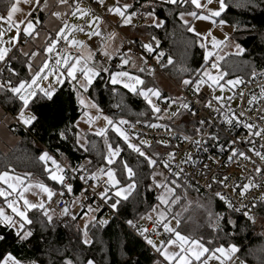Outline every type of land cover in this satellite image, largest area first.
I'll list each match as a JSON object with an SVG mask.
<instances>
[{
	"label": "trees",
	"instance_id": "obj_1",
	"mask_svg": "<svg viewBox=\"0 0 264 264\" xmlns=\"http://www.w3.org/2000/svg\"><path fill=\"white\" fill-rule=\"evenodd\" d=\"M13 2L14 0H0V12L6 13ZM226 3L228 7L220 19L226 20L232 27L231 38L245 50L241 54L230 53L224 57L223 67L227 78L242 80L252 75L253 71L264 73V0H226ZM135 5L144 8L147 14L152 13L164 21L159 28L155 25L142 26L144 34L148 37L146 44L152 45L153 51L149 54L164 52L166 72L178 83L182 84L183 78L192 82L198 79L200 73L196 70L210 64V60L208 62L204 60L205 49L200 47L202 38L197 39L193 32L188 31L190 22L185 25L179 13L195 11L199 14L200 10L190 3L181 6L179 0L177 4H170L165 0H137ZM136 40L144 44L143 40L139 38ZM12 56L14 59L11 60V64L17 75L1 73L0 83L2 78L11 80L13 84L18 83L19 79H30L27 58L18 51L13 52ZM168 57L172 58L171 64L168 63ZM144 68L148 71L142 72L145 85L151 86L150 81L158 71L148 67L146 62ZM171 87L170 84L161 87L163 97L172 96ZM85 93L115 121L120 119L131 122L152 121L161 113L153 114L141 96L130 92L122 85H112L108 75L103 72ZM0 103L18 118L21 107L18 98L10 92L0 90ZM29 111L36 115L37 120L26 128L16 125L21 139L8 154L0 150V172L8 171L22 175L29 181L46 183L57 191L62 190L61 186L48 178L44 171L45 165L39 160L43 151H52L74 168L85 165V172L88 175L97 172L106 163L103 157L107 153V148L103 136L87 132L88 142L85 146L87 152L74 143L76 121L83 109L77 102L72 82L65 80L56 87L51 101H40ZM166 119L168 120L167 117ZM66 125L70 126V130L66 134L67 138L61 139L58 132ZM107 139L114 146L119 144L122 149L117 158L118 163L114 164L121 184L131 181L128 180L127 173L122 171L119 162H127L135 172L136 187L128 199L122 200L118 205V216L102 219L107 223L101 224V220L92 215L94 218L84 224L81 222L85 216L83 211L72 214L70 202L69 212L49 214L53 218L49 223L39 211L33 210L29 214L33 223L26 228L32 235L26 240H19L14 229L0 225V235L4 236V239L0 240V260L10 253L20 261L38 264H64L66 259H71L73 264H87L89 259L95 264H158L147 242L135 235L127 223L128 220H147V215L153 217L152 206L159 204L158 189L152 183L153 168H149L144 159L128 148L123 139L111 128L107 130ZM143 147L149 154L158 153L157 144H151V148L147 145ZM29 173L31 176L27 175ZM173 177L175 176L170 173L167 180L169 184ZM176 181L181 185L176 194L181 195L182 199L176 205H172L168 220L171 221L175 213L180 212L181 233L201 239L207 247L235 244L240 247V254H246L248 264H264V237L257 233L255 222L248 220L244 214L234 213L222 200L200 195L186 183L178 179ZM71 193H81V187L73 184ZM209 212L212 213L211 216ZM229 218L233 223H228ZM85 231L87 239L91 241L89 244L83 243Z\"/></svg>",
	"mask_w": 264,
	"mask_h": 264
},
{
	"label": "snow or ice",
	"instance_id": "obj_2",
	"mask_svg": "<svg viewBox=\"0 0 264 264\" xmlns=\"http://www.w3.org/2000/svg\"><path fill=\"white\" fill-rule=\"evenodd\" d=\"M25 2H28V0H25ZM58 2L59 4L64 5L72 15H76L77 13L80 17H86L89 15L88 11L81 9L75 3L69 5L68 0H58ZM166 2L170 4H177L178 0H166ZM18 3L19 0H16V2L11 4L6 17L0 16V21L7 22L8 31H12L13 29H15V35L9 37V39L5 41V29L3 27H0V63H3L5 65L10 75L12 76H16L17 73L11 67L10 61L14 59V57L10 55V53L12 52L13 48L19 44L20 32L22 31L25 36H31L35 31V25L33 24L32 20L29 19L25 22L15 21L13 19L14 13L20 11V9L18 8ZM100 3H103V0H100ZM179 3L181 6H183V4L190 3L191 5H194L196 9H207L208 4H211L212 0H207L206 3H202L201 0H179ZM217 3L218 7L216 9H208V14H204L203 11H201L199 14L195 11H190L187 13L185 11H180V19L183 20L185 25H187L189 21L187 19H184L185 15L187 14L188 16L196 17L200 20H212L213 23H216L213 18H219L221 16V13L225 12V9L228 7L226 0H217ZM46 4L47 0H45V6ZM37 6H39V0H37ZM130 7L131 5L125 3L122 7H110L108 11L117 14L121 18V23L124 25H128L131 24L132 17L137 15L136 12L127 11ZM66 14L67 13H62L60 11L52 13V15L57 18H61ZM149 15H152V13H149ZM100 22L101 18L98 16H92L91 20L88 21L89 27H91L93 23L97 25V27L90 33V36L101 35L99 29ZM154 23L155 26L159 28L164 24V21H154ZM225 23L226 20H219V24L221 26ZM235 27L236 26H234V30ZM73 30L83 31L84 29L83 27L77 25H68L65 21L64 26L60 27L59 30L55 32L54 38H52L47 47L43 49V51L48 54H52L55 52V56L49 55L48 58L43 59L38 66V70H35L33 68V63L34 58H37L39 54L37 52H31L29 54L23 49H20L22 55L27 58V68L29 73L31 74L30 79H19L18 83L15 84H13L11 80L6 81L5 83H0V90L10 92L15 98H18V100L20 101L21 107L18 112V119L23 125H31L33 121L37 120L36 115L31 114L29 110L36 107L40 101H51L53 99L54 93L56 92V85L64 83L65 80L72 82V89L76 94L77 102L82 107V109L85 110L84 115L88 117L87 122L91 125L93 120L99 117V115L101 114V110L94 102L86 103L85 99L82 96V92H87L89 90V87L93 84V81L101 74V72L109 74L110 82L112 85H123L125 89H128L130 92L141 96L147 103V105L151 108L153 114L159 113L161 111V109L157 106V102L161 98H168L163 97L162 92L158 88L146 86L145 81L141 78L140 75H133L129 71L122 70L110 71L108 67L98 65L95 62L91 51H83L84 42L70 37L69 33H72ZM188 31L193 32L197 39L201 36H211V44L213 49H216L229 39L227 33L224 34L223 40H218L215 36L211 35V30H209L208 33L205 34L197 32L195 27H189ZM36 34L39 35V33ZM111 35L114 36L115 33ZM152 39L154 40L155 37H153ZM61 40H63L67 45L71 47L82 49V51L78 55H72L70 52H66L64 54H61V52H56V49L59 46ZM156 43L158 44L159 42L157 41ZM142 47L148 52L153 51L151 44H143ZM200 47L205 49L204 60L209 61V58L213 56V51H209L206 44L203 42H200ZM235 48L237 49V54H241L245 51L239 44H236ZM115 54L120 56V66L128 65L130 62H132L133 67H136L135 62L132 61V58L127 54L121 52L120 49H116ZM103 55L109 60L112 58V53H109L106 50L103 51ZM164 55V52H158L156 57L157 61L159 62L160 58ZM53 59L55 60V63L50 66V61ZM220 59H223V57L216 55V60ZM216 60L210 61L212 69H219V65ZM172 62V58L168 57V63L171 64ZM139 71L144 72L145 68L140 67ZM196 71L200 73L199 78L194 82V88L196 92L200 91L201 84L208 83L209 81L211 82L209 84V87L215 85L216 87L220 88L221 92H223L225 84L221 83L220 80L225 75L224 73H220L219 75H212L208 68L203 66L201 69H197ZM256 74L257 73L253 71L252 75L255 76ZM50 77L54 80V83H50L46 88L41 87L40 81L49 80ZM205 77H207V80H205ZM226 83L227 85L235 87L237 84L242 83V81L239 78H236L235 80H227ZM5 84H7V87H5ZM183 84L192 85L193 82L185 79L183 80ZM113 91H115V88H113ZM261 95L264 96V90L261 91ZM153 98H156L155 102ZM214 99L219 102L223 99V97L215 96ZM228 99H231V97H229ZM253 99H255V97H253ZM174 102L175 101H173V103ZM249 103H251V101H249ZM207 106L211 107V102H209ZM182 107L187 110L190 106L189 104L184 103L182 104ZM88 108L96 109L97 117L91 116L87 112ZM222 109L223 105H220V108L217 110L221 111L222 113ZM165 111H167V109H165ZM177 112H179V109H177ZM229 112H231V109H229ZM176 114L177 113H173V115ZM243 115L244 114L242 112L239 114V116H237L235 113H233L231 116L225 115V123L237 127L243 124V127L248 130L250 136L264 137V128L256 130V126L252 123H244L241 119ZM103 119L106 122L105 126L97 129L95 131V135L103 136L105 138L107 154L104 155L103 159L106 163L102 165L101 168L97 170V172H91L89 174V177L92 180H96L98 178V173L99 175L106 177V186L98 192V195L104 200L106 204L110 205L111 209L115 210L122 200L128 199V193H130L136 187V183L134 179L135 172L131 167L128 166L127 162L119 163L121 164L122 171L127 173V178L131 181V183H125L122 185L121 180L117 178V172L114 164L118 163L117 157L120 155L122 149L119 144L114 146L113 144L108 142V128H111L120 138H122L123 141L127 144L128 148L132 149L140 157H142L149 168H153L158 163H162L163 167L167 169L168 172L172 173L171 161L174 159V153H167V156L169 157L168 160L157 159V157H159V153L149 154L144 149L143 146L145 145H147L148 148H151V144L148 141L140 140L138 144L132 143L130 141L129 133L123 127H121L122 125H126L128 123L127 121L123 119L114 121L108 116H103ZM261 119H264V116H262ZM199 123L201 125H204L206 121L200 120ZM78 126L79 122L77 121L76 127ZM150 126L157 127V125L155 124H152ZM69 130L70 126L66 125L64 129L59 130L58 136L61 139H66V134ZM195 131L199 133L202 131V129L197 128L195 129ZM75 135L76 138L74 143L78 144L81 148L84 149L85 152H87L88 149L85 147L86 141L82 143L79 133H76ZM211 138L217 141L219 140V136L215 133L211 134ZM185 139H188V137H185ZM238 142L252 143L250 138H246L243 141H228L229 144H236ZM159 143L166 142L160 141ZM195 143L199 145L200 142L195 141ZM230 151L232 153V155L229 156L230 160L234 157H242L245 160L250 159V157L246 155L244 151H239L235 147L230 148ZM248 151L259 157L261 161H264V152L257 151L254 146L252 148H249ZM39 160L44 163V171L47 174L48 178L51 181L58 183L61 186L62 191L56 192L52 187H49L46 183L43 182H37L35 185L28 184L25 183L24 179L19 175L11 177L9 176L8 172H0V181H2L3 184L7 185L6 188L0 187V197L4 198V203L12 213V215H8L6 214L4 208H0V225H4L9 229H14L16 237L21 241L26 240L32 235V232L30 230H26V228L33 223V219L30 218L29 215L31 212H33V210L39 211L44 217L47 218L49 223L53 219L52 216L49 215V210L45 206L44 200L41 199L38 203H34L27 198V196L25 195L26 192H29L33 187H36L40 190V193L46 195L48 200H51L56 195H64V190H66L67 192H71L73 190V185L68 182L67 174L69 172V169L61 167L57 160L54 159L53 156L49 155L47 151H43L40 154ZM49 161L51 162V166H49ZM88 163L90 164L91 162L89 161ZM183 163H195V161H193L191 155H189L187 160L183 161ZM205 167H207V165H205ZM70 171L77 172V169L71 168ZM84 171L85 165H81L79 173H83ZM255 171L257 173L264 174V169H261L260 167H256ZM172 174L176 177H179L183 174V169H180ZM27 175L31 176V173ZM155 175L156 173L153 172L154 177ZM80 179L85 180L87 183L85 175L80 174ZM227 179L228 178L225 177L223 180H216L215 177H212V180L214 182L221 184L224 187H228L226 183ZM154 185L158 189H163V192L160 193L157 199L159 201V204L164 205L165 207L157 210L156 205L152 206L151 210L157 212L156 218L154 221L151 215H147L146 218L149 221H153V232L159 235L160 233L158 229L162 227L164 233H167L170 238L160 240L158 246L157 242H155L147 235L149 231L148 228L139 229L132 220H128L127 223L130 226L137 228L140 234L144 236L147 244L151 245V247L159 254V256L163 258V264H209V261L213 259L220 261V264H225V261L230 258L231 254L238 251L235 244H228L227 248H225L224 245H220L215 248H212L210 246L206 247L201 239L182 234L181 231H179V225L181 224V220L179 219L181 215L180 212L175 213V215L172 217L176 225V227H173L172 222L168 220V215L172 210V205H176L182 199L181 195L176 194L177 189L180 188L181 185H179L175 179L171 180L170 184L154 181ZM257 186L259 185L253 183V178L249 177L248 183H243L242 185L234 187L232 190L236 191L238 188L240 196L243 197L250 188ZM151 187L152 186L150 185L149 188ZM207 187L211 188L212 184H208ZM84 191H87V189H85ZM214 195L220 200L224 201L229 209L233 208V204L226 198V196L222 192L217 191ZM184 198L186 199V192L184 194ZM85 199H87V197H85ZM88 207L89 211H91V206L89 205ZM243 207L244 206L242 205L241 208ZM241 208H236L235 211H240ZM66 211L67 208H65V212ZM209 215L211 216L212 213L209 212ZM244 215L248 218V220L252 221L253 223L255 222V217L249 215L247 211L244 212ZM141 218L143 219L144 217ZM100 223L104 224L107 223V221L101 220ZM228 223L231 224L233 223V221L229 218ZM84 235L85 239L83 240V243H91V241L87 239V231H85ZM3 239L4 236L0 235V240ZM210 243L211 242H209V244ZM9 261H11V264H21V261L17 260L10 253L6 254L3 260H0V264H9ZM33 264H35V262H33ZM64 264H73V261L71 259H66L64 261ZM87 264H94V262L93 260L89 259L87 261ZM241 264H243V262H241Z\"/></svg>",
	"mask_w": 264,
	"mask_h": 264
},
{
	"label": "built area",
	"instance_id": "obj_3",
	"mask_svg": "<svg viewBox=\"0 0 264 264\" xmlns=\"http://www.w3.org/2000/svg\"><path fill=\"white\" fill-rule=\"evenodd\" d=\"M77 1L80 5L86 4L90 7L89 16L85 18L80 26L83 27V31L87 30L88 21L92 16H98L101 20H108L106 12L99 9L97 0ZM131 12L137 13V15L133 16L137 22L145 20L146 18L147 13L144 9L134 8ZM116 28L121 32L119 26H116ZM124 39L123 50H130L136 55H144L147 52L142 47L143 44L134 37L124 34ZM56 52H61L60 46L57 47ZM50 55L55 56V52ZM95 57L101 60L106 58L102 53H96ZM212 60L214 58L210 59V61ZM52 61L55 62L54 59ZM150 61L152 66L158 70V73L162 75L167 73L165 69L167 63L164 56L160 58L159 62L157 58ZM0 73L10 75L3 63H0ZM6 81L4 79L3 83ZM241 81L242 83L237 84L235 87L225 85L224 91L226 93H221L219 87L207 88L201 85L200 91L196 92L194 85H189L175 96L160 101L161 114H158L155 120H152L150 123L127 121L128 123L122 125V127L129 133L131 138L138 142L139 140H145L150 144L157 143L158 159L168 160L167 153H174V159L171 161L172 173L183 169V174L177 178L184 183L187 182L186 184L196 193L220 200L214 194L217 191L222 192L233 204L232 211L234 213L244 214L247 211L249 215L255 217V220H258L262 218V210H264V174L257 173L255 168L260 167L264 169V161H261L259 157L249 152L248 149L254 146L257 151L264 152V137L250 136L248 130L243 127V124L237 127L225 123L224 116H231L233 113L239 116L242 112L244 115L241 119L244 123H252L256 126V130L264 128V119H261L264 116V96L261 95V91L264 90V78H246ZM5 86L7 87V84ZM176 96L179 99H176ZM215 96H222L223 99L218 102L214 99ZM229 97L231 99H228ZM173 101L175 102L173 103ZM209 102H211V107L207 106ZM184 103L189 104V109L186 110L182 107ZM220 105H223V114L217 110L220 108ZM177 109H179V112H177ZM229 109H231V112H229ZM173 113L177 114L173 115ZM160 115L167 117L168 120L163 121L162 119L159 122L158 117ZM200 120H204L206 123L201 125L199 123ZM17 124L26 128L19 120L16 122ZM152 124L157 125V127H151L150 125ZM16 125L15 130L18 132L19 128ZM197 128H201L202 131L197 133L195 131ZM212 133L219 136L218 141L211 138ZM185 137H188V139H185ZM246 138H250L252 143H228V141H243ZM160 141L166 143H159ZM195 141H199V145ZM232 147L237 148L239 151H244L250 159L245 160L242 157H234L230 160L229 156L232 155L230 148ZM47 152L57 160L61 167L69 169L67 174L69 183L72 185L75 183L78 184L79 187H82L83 191L87 189V191L82 193V197L78 203L84 215H93L99 220L106 219L110 216H118L117 209H111L110 205L106 204L98 195V192L106 186V177L92 180L85 171L79 173L80 167L76 168L77 172H71L70 169L74 167L70 166L52 151L47 150ZM189 155H191L195 163H183ZM159 164L163 166L162 163ZM49 166H51L50 161ZM80 174L85 175L87 183L85 180L80 179ZM212 177H215L216 180H223L227 177L226 183L228 187L214 182ZM249 177H252L253 183L259 186L250 188L241 197L238 188L236 191L232 189L243 183H248ZM92 183H95V191ZM208 184H212V187H207ZM60 191L58 190L56 192ZM73 198L74 193L71 192L65 193L62 196H54L46 205L49 214L53 212L61 213ZM89 205L91 206V211H89ZM242 205L244 206L243 208H241ZM236 208H241V210L235 211ZM133 222L139 229L148 228L147 235L149 237H156L157 234L152 231L153 221ZM128 227L135 235L145 240L137 228L129 224ZM163 236L164 239L170 238L167 233H164ZM147 245L156 256L158 264H163V258L159 256L151 245Z\"/></svg>",
	"mask_w": 264,
	"mask_h": 264
},
{
	"label": "crops",
	"instance_id": "obj_4",
	"mask_svg": "<svg viewBox=\"0 0 264 264\" xmlns=\"http://www.w3.org/2000/svg\"><path fill=\"white\" fill-rule=\"evenodd\" d=\"M136 1L137 0H117V4L120 3L123 6V4L127 3V4L131 5V7L127 10L128 12H131L132 9L137 8L135 5ZM68 3H69V5H72L73 3H75L79 7L82 6L78 3L77 0H68ZM100 4L101 3L99 0V8H100ZM18 8L20 9V11L14 13L13 19L15 21H25V22L29 19L32 20L33 24L35 25V31L33 32V34L31 36H25L23 34V32L21 31L20 35H19V44L13 48L12 52L18 51L21 55H22V53L20 52V49H23L24 51L28 52L29 54L31 52H37L39 55L37 58H34L33 68L35 70H38V66L41 63V61L45 58H48V56L50 55L48 53H45L43 51V49L45 47H47L50 40L52 38H54L55 32L58 31L60 27L64 26L65 21L67 22L68 25L71 24V19L75 15H72L71 12L67 8H65L64 5L59 4L58 0H47L46 6H45V0H39V6H37V0H28V2H25L22 7H21V5H18ZM80 8L86 9L85 7H80ZM8 10L4 14L0 12V16L6 17ZM56 11H60L62 13H67V14L62 16L61 18H57V17L52 15V13L56 12ZM106 13H107V17L109 20H104L99 24V29H100L101 35H99V36H90L89 35L87 37V39L85 40V42L83 41L84 42L83 51H85V52L91 51L93 54L95 62L98 65L108 67L110 69V71L118 70V69H122V70L128 69L129 71L136 72L143 77L142 72L139 73L140 72L139 68L144 67L145 61L142 58H140L139 56H132L127 50H123L125 40H124L123 34L120 31H118L116 28L117 25L121 26V28L125 34H130L133 37L139 38L140 40L144 41V44H146L148 37L144 34L142 26L141 27H135L132 25V22H131V24L124 25L121 23V18L117 14L115 15L116 21H114V20H111L109 18L111 12L106 10ZM184 19H186V18L184 17ZM146 21L147 22L145 25H155L154 21L158 22V21H161V19L157 18L156 16H154L152 14V15L147 16ZM81 24H80V26H81ZM0 27H3L5 29V36H4L5 41L8 40L9 37L15 35V29H13L12 31L7 30L8 25H7L6 21H0ZM95 28L96 27H93L92 30ZM87 31H88V28H87V30H85L83 32L75 30V32L71 36L73 37L76 34L85 33ZM36 33H39V35H37ZM113 33H115L114 36L111 35ZM59 45L63 46L62 54L66 53V52H70L72 55H78L82 51V49H80V48H76V47L71 48V46L67 45L63 40L60 41ZM102 45H103V48H102ZM116 49H120L121 52L130 56L132 58V61L135 62L136 67L131 68L132 62L129 63L128 67L119 66V60L120 59H119V55L115 54ZM104 50L108 51L109 53H112V58L110 60L107 59V57L104 60H101V59L95 57L96 53H102L103 54ZM107 60H109V62H111V64L106 63ZM54 63L55 62L51 60L50 66ZM144 72H148V71L145 70ZM103 73H105V72H103ZM106 74H108V73H106ZM161 76L162 75H160L159 73H157V75L156 74L153 75V77L158 82V84L161 83L160 82V79L162 78ZM50 83H54V80L51 77L49 78V80L40 81L41 87H45V88L48 87V85ZM58 85H60V84H58ZM58 85H56V87ZM162 86H164V85H161V87ZM82 96L85 99L86 103L94 102V100L91 99L85 92H82ZM94 103H96V102H94ZM99 109H100V107H99ZM84 111L85 110L83 109L82 114L77 119V121L79 122V126L76 127L77 128L76 133H79V134H82V132L84 133V136L82 135L81 142L83 143L86 141V143H85V146H86L87 142H88L87 136H86L87 132L95 133V131L97 129L104 127L106 122L103 119V116H108V117H110V116L101 110V114L99 115V117H97V110L94 108H88L87 112L91 116L97 117L93 120V122L90 125L87 122L88 117L84 115ZM18 120L19 119L16 116H14L12 113L7 111L3 107V105L0 103V150L4 154H8L11 151V149L21 139V136L15 130V125H16V122ZM102 121H104V123L100 125V123ZM153 170H154V168H153ZM4 172H8V171H4ZM8 173H9V176H11V177H15L18 175V174L11 173V172H8ZM19 176H21L24 179L25 183L32 184V185H35L37 183V182H32V181L27 180V178H25L22 175H19ZM99 177L101 178L103 176H98L97 179H100ZM166 183H167V180H166ZM92 185L95 186V183H92ZM0 187L6 188L7 185L3 184V182L0 181ZM132 191L130 193H128V196L132 193ZM25 195L27 196V198L29 200H31L34 203H38L41 199H43L45 202V206H46V204L49 202L46 195L40 193V190L36 187H33L31 189V191L26 192ZM74 195H76V196H75L74 200L71 202V210H72V207H73L74 202L77 199V197L78 196L82 197V194H80V193H78V194L74 193ZM81 197H80V199H81ZM2 199H3V207H1V208H4L6 214L12 215L11 210L8 209L7 205L4 203L3 197H2ZM80 199L77 200V204L75 205V209L77 208L78 211H80L79 207H77L79 205L78 203H79ZM156 206H157V210H160L161 208L165 207L164 205H156ZM156 215H157V212L154 211L153 212V221L155 220ZM140 221H142V220H140ZM81 222L83 223V218L81 219ZM84 224H86V223H84ZM172 225H173V227H176L175 224L172 223ZM158 231L160 233L159 235H156V237H150V238L153 239L155 242H157V245L159 246V241L164 239V236H163L164 231H163L162 227H160L158 229ZM224 246H225V248H227L226 245H224ZM236 247H237L238 251L236 253L231 254L230 258L225 261V264H234L235 256L240 254V247L237 245H236ZM206 256H207V254H206ZM13 257H15V256H13ZM9 264H11V261H9ZM21 264H33V262L21 261ZM35 264H38V263H35ZM209 264H220V261L213 259V260L209 261Z\"/></svg>",
	"mask_w": 264,
	"mask_h": 264
},
{
	"label": "rangeland",
	"instance_id": "obj_5",
	"mask_svg": "<svg viewBox=\"0 0 264 264\" xmlns=\"http://www.w3.org/2000/svg\"><path fill=\"white\" fill-rule=\"evenodd\" d=\"M166 1V0H165ZM14 2H16V0H14ZM202 3H206L207 0H201ZM25 3V0H19V3L18 5H21V7L23 6V4ZM119 4V5H118ZM117 4V0H103V3L100 4V10H103L106 12V10H108L110 7H122V5L120 3ZM87 5L86 4H83L82 6L80 7H85L86 11H88L90 13V7H86ZM98 6H99V3H98ZM218 7V3H217V0H212V3L211 4H208V7L207 9H199L200 11H203L204 14H208V9H216ZM137 8H140V7H137ZM141 9H144V8H141ZM115 15L113 12H111L109 18L111 20H114L116 21L115 19ZM149 16V14L147 15ZM185 18L187 20L190 21V27H195L196 31L197 32H201V33H205L207 34L209 30H211V35L212 36H215L218 40H223L224 38V34L227 33L228 36H229V39L227 41H225L223 44H221L219 47H217L216 49H213L212 48V44H211V36H201L202 38V41L203 43L206 44L207 46V49L209 51H213V56L209 58V60L211 58H215L216 60V55H219L220 57H224L228 54H235L237 53V49L235 48V45L236 44H239L237 43L236 41H234L232 38H231V34H232V27L228 24V23H225L224 25H220L219 24V20H220V17L219 18H216L214 17L213 19L216 21V23H213L212 20H200V19H197L196 17H192V16H188L187 14L185 15ZM85 20V17H80L79 14L77 13L75 16H73V18L71 19V24L70 25H77V26H80L81 23H83V21ZM131 22H132V25L135 26V27H141L143 25L146 24V20H141L139 22H137L135 20L134 17H132L131 19ZM92 28L93 27H88V31L85 32V33H81V34H76L74 35L73 37L71 35H73V33L75 32V30H73L72 33H69L70 37L71 38H74L76 40H80V41H84L87 39V37L90 35V33L92 32ZM125 43V42H124ZM240 45V44H239ZM241 46V45H240ZM73 48V47H71ZM223 59H220V60H216V62L218 63L219 65V69H212L211 68V64H206L205 67L208 68V70L210 71V73L212 75H219L220 73H224L225 75L221 78L220 82L223 83L226 85V86H230V85H227L226 81L227 80H235L236 78H227V74H226V71L223 67ZM208 62V61H207ZM108 64H111V62H109V60H107ZM131 68H133V63L131 65ZM122 69H118V70H112V71H121ZM125 71H129L128 69H124ZM122 70V71H124ZM131 72V71H129ZM133 75H139L138 73L136 72H131ZM108 75V79L110 81V77H109V74ZM141 76V75H140ZM164 77V79H160V82L165 85V86H168V84H170V86H172V90H173V93L175 92V89H174V86L170 80V76L168 75V73L162 75ZM141 78L143 79V77L141 76ZM187 78H183L182 79V85L184 87H187L189 85H184L183 84V80H185ZM144 80V79H143ZM190 80V79H188ZM205 80H207V77H205ZM191 81V80H190ZM168 82V84H167ZM177 82V81H176ZM195 82V81H194ZM194 82L192 85H194ZM151 83V86L149 85L148 87H155V88H158L161 92H162V89H161V84H158L157 81L154 80V78L152 79V81H150ZM211 82L209 81L208 83H203L201 84V86H204V87H207V88H214L216 87L215 85H212L211 87H209V84ZM221 92V90H220ZM221 93H226V91L223 90V92ZM165 97V96H164ZM169 98V97H168ZM176 99H179L178 96L175 97ZM154 99V102L156 101V98H153ZM161 100H165L164 98H161L159 99V101L157 102V106L161 109V103L160 101ZM161 112V111H160ZM104 121H102L100 123L103 124ZM82 135L84 136V133L82 132V134H79V136L82 138ZM130 141L132 143H139L137 140L133 139L130 137ZM107 150V149H106ZM107 154V153H106ZM118 158V157H117ZM154 170L153 172L156 173L155 177L153 176V173H152V183L154 185V181L156 182H164L166 183V180H168L169 176H170V172H167V170L161 166V164H157L156 166L153 167ZM98 176H101L99 175L98 173ZM174 179L177 180V178L173 177ZM180 181V180H179ZM168 183V181H167ZM155 186V185H154ZM158 189V188H157ZM163 192V189L162 188H159L158 189V196L160 195V193ZM70 193V192H68ZM82 194V192L80 193ZM76 195H74V198H75ZM81 196H78L77 199L75 200L74 202V205L72 207V210H71V213L72 214H76L78 209L76 208L75 209V205L77 204V200L80 199ZM74 198L72 200H74ZM48 204V203H47ZM46 204V205H47ZM160 205V204H158ZM79 207V205H78ZM80 210V209H79ZM79 212V211H78ZM94 217L92 215H85L83 217V223H86L88 220L90 219H93ZM171 222L173 224H175V221L172 219ZM255 224L257 226V233L258 234H262L263 237H264V217L258 219V220H255ZM246 254L244 253H241L239 255H236L235 256V259H234V264H241V262H243V264H248L247 260H246Z\"/></svg>",
	"mask_w": 264,
	"mask_h": 264
},
{
	"label": "bare ground",
	"instance_id": "obj_6",
	"mask_svg": "<svg viewBox=\"0 0 264 264\" xmlns=\"http://www.w3.org/2000/svg\"><path fill=\"white\" fill-rule=\"evenodd\" d=\"M98 1V3H99V0H97ZM145 10V9H144ZM102 11V10H101ZM146 11V10H145ZM104 12V11H103ZM146 13H147V11H146ZM90 14V13H89ZM107 14V13H106ZM147 15L148 14H146V18H147ZM89 16V15H88ZM108 18V17H107ZM146 18H145V20H146ZM91 20V19H90ZM109 20V19H108ZM102 21H104V20H101V22ZM100 22V23H101ZM95 25V23L91 26V27H95L94 26ZM117 26H119V25H117ZM120 27V29H121V33L123 34V37H124V32H123V30H122V28H121V26H119ZM119 31V30H118ZM126 35H129V36H132V35H130V34H126ZM133 37V36H132ZM136 39V38H135ZM125 40V39H124ZM60 46V48H61V53L63 52V46H61V45H59ZM132 56H139V57H142V58H144V60H145V62H146V64L148 65V67H150V68H152V69H154V70H156V71H158L156 68H154L153 66H152V63H151V61L150 60H153L154 58H156L157 57V53L158 52H161V51H158L155 55H150L149 54V52L147 51L144 55L143 54H141V55H136V54H134L133 52H131V51H129V50H127ZM12 53L13 52H11V55H12ZM214 58V57H213ZM119 59H120V56H119ZM212 59V58H211ZM214 60H215V58H214ZM119 64H120V62H119ZM120 66V65H119ZM129 66V64L127 65V66H122V67H128ZM1 74V73H0ZM246 78H248V79H253V78H264V74H262L261 72H259V73H257L255 76H253V75H250V76H248V77H246ZM246 78H242V79H246ZM3 80H4V78H2L1 79V83H3ZM170 80H171V82H172V84H173V86H174V89H175V92L174 93H172V96H175L177 93H179V92H181V90H184L186 87H184L182 84H180V83H178V82H176L175 80H173L171 77H170ZM6 87V86H5ZM229 87H232V86H229ZM171 96V97H172ZM170 98V97H169ZM161 114V113H160ZM161 118V119H160ZM163 119V121H167V119H166V117H164V116H162V115H160L159 117H158V121L160 122L161 120ZM143 122H147V123H150L151 121H143ZM26 127V126H25ZM140 141V140H139ZM153 144H157V143H153ZM89 176V175H88ZM104 177V176H103ZM100 178V177H99ZM175 178H177L176 176H175ZM178 179V178H177ZM179 180V179H178ZM58 191V190H57ZM62 191V190H61ZM81 192L83 193L84 191H83V189H82V187H81ZM66 193V192H65ZM80 201V200H79ZM70 202H72V200L70 201ZM70 202H69V204H70ZM224 202V201H223ZM225 203V202H224ZM68 204V205H69ZM68 205L65 207V208H67L68 207ZM78 207V206H77ZM65 208L63 209V211L62 212H64V210H65ZM69 208V207H68ZM80 209V208H79ZM80 211H82L81 209H80ZM61 212V213H62ZM69 212V211H68ZM53 213H56V212H53ZM262 217H264V215H262ZM142 221H149V220H142ZM144 241H146V240H144ZM152 252V251H151Z\"/></svg>",
	"mask_w": 264,
	"mask_h": 264
},
{
	"label": "water",
	"instance_id": "obj_7",
	"mask_svg": "<svg viewBox=\"0 0 264 264\" xmlns=\"http://www.w3.org/2000/svg\"><path fill=\"white\" fill-rule=\"evenodd\" d=\"M93 24H94V23H93ZM93 24H92V25H93ZM92 25H91V26H92ZM94 26H95V27H97V25H96V24H95ZM79 41H80V40H79ZM124 66H127V65H124ZM68 211H69V208L67 207V211L65 212V210H64V214H67V213H68Z\"/></svg>",
	"mask_w": 264,
	"mask_h": 264
}]
</instances>
